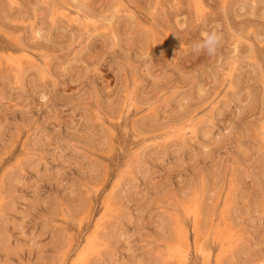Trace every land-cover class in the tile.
<instances>
[{
	"label": "rangeland",
	"instance_id": "obj_1",
	"mask_svg": "<svg viewBox=\"0 0 264 264\" xmlns=\"http://www.w3.org/2000/svg\"><path fill=\"white\" fill-rule=\"evenodd\" d=\"M0 264H264V0H0Z\"/></svg>",
	"mask_w": 264,
	"mask_h": 264
},
{
	"label": "clouds",
	"instance_id": "obj_2",
	"mask_svg": "<svg viewBox=\"0 0 264 264\" xmlns=\"http://www.w3.org/2000/svg\"><path fill=\"white\" fill-rule=\"evenodd\" d=\"M223 35L220 31L213 28L203 34V38L192 45L193 51L200 53L205 51L207 55L214 56L222 44Z\"/></svg>",
	"mask_w": 264,
	"mask_h": 264
}]
</instances>
